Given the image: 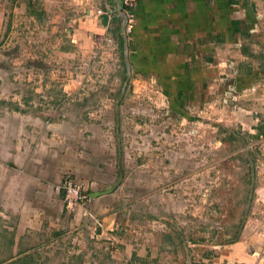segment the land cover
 Instances as JSON below:
<instances>
[{
  "label": "crops",
  "instance_id": "crops-1",
  "mask_svg": "<svg viewBox=\"0 0 264 264\" xmlns=\"http://www.w3.org/2000/svg\"><path fill=\"white\" fill-rule=\"evenodd\" d=\"M115 3L0 0V249L19 257L31 250L65 255L54 264L84 257L88 264L92 254L105 257L100 264H264L263 213L249 215L237 241L203 250L194 237L122 212L115 200L126 181L116 158L121 119L150 127L161 110L178 114L227 78L251 83L261 72L264 0H138L125 37L117 15L96 13ZM104 31L114 43L93 62L95 38ZM113 55L122 66L116 91L128 99L90 98L109 68L103 60ZM28 59L60 65L32 66ZM108 106H129V115L107 117ZM138 106L147 113L137 115ZM106 123L114 127L99 147L93 128ZM67 177L83 182L87 196L113 189L69 210ZM84 208L103 226L84 217Z\"/></svg>",
  "mask_w": 264,
  "mask_h": 264
},
{
  "label": "rangeland",
  "instance_id": "rangeland-1",
  "mask_svg": "<svg viewBox=\"0 0 264 264\" xmlns=\"http://www.w3.org/2000/svg\"><path fill=\"white\" fill-rule=\"evenodd\" d=\"M261 46L257 55L261 72L251 76V83L227 78L206 99L178 114L172 112L171 116L161 110L150 127L120 118L121 126L114 128L119 134V151L115 155L126 181L115 200L122 212L154 220L155 226L169 227L174 233L180 231L188 240L195 238L203 250L237 241L249 215L264 214V44ZM103 62L100 64L109 68L96 79L100 85L98 94L89 97L128 99L115 88L122 77L117 71L122 67L121 60L113 55ZM55 64L59 61L27 60V65L32 66ZM143 98L146 97L138 94L135 99ZM119 109L108 106L105 114L110 118L121 113L129 115V106L122 107V112ZM135 112L139 116L147 113L143 106ZM112 125L93 128L99 147L107 144ZM113 156L106 151L107 160ZM18 255L21 254L0 249V262L9 256L15 257L7 261L9 264L65 261L61 260L65 255L49 250ZM90 258L93 259L88 264L105 261L98 254ZM84 259L75 258L71 264H84Z\"/></svg>",
  "mask_w": 264,
  "mask_h": 264
},
{
  "label": "built area",
  "instance_id": "built-area-1",
  "mask_svg": "<svg viewBox=\"0 0 264 264\" xmlns=\"http://www.w3.org/2000/svg\"><path fill=\"white\" fill-rule=\"evenodd\" d=\"M137 1L138 0H120L119 6L116 2L115 5L109 10L108 9L102 10L99 8L96 10V13L98 15H102L103 13H106L109 19H111L113 15H117L121 19V21H122L121 13H123L126 18L123 33L125 36H127L131 32V30L134 28V25H135L134 7ZM113 43H114L113 37L107 31H104L103 36H99L95 38L94 53L92 54L93 62L99 59V52L101 50H104L108 45L113 44ZM82 187H83V182L77 181L71 177H67L64 180L62 189L64 192L66 206L69 210H73L77 202L81 201V203L83 204V202L89 198L86 195V193L85 194L83 193ZM81 214H83L84 217L93 221V223L96 226L98 227L103 226L102 221L99 218H97L94 214H92L88 209L84 208ZM262 252L264 254V249ZM229 264H243V263H240V262L231 263L230 262Z\"/></svg>",
  "mask_w": 264,
  "mask_h": 264
},
{
  "label": "water",
  "instance_id": "water-1",
  "mask_svg": "<svg viewBox=\"0 0 264 264\" xmlns=\"http://www.w3.org/2000/svg\"><path fill=\"white\" fill-rule=\"evenodd\" d=\"M116 2L119 6L120 0H116ZM121 16H122V28L124 29L126 18H125V15L123 13H121ZM123 29H122V31H123ZM123 36L125 37L124 33H123ZM112 189H113V187H109L108 189H105V190H96V191L90 192L88 196L90 198H95V197L100 196V195L108 194V192H110Z\"/></svg>",
  "mask_w": 264,
  "mask_h": 264
},
{
  "label": "trees",
  "instance_id": "trees-1",
  "mask_svg": "<svg viewBox=\"0 0 264 264\" xmlns=\"http://www.w3.org/2000/svg\"><path fill=\"white\" fill-rule=\"evenodd\" d=\"M122 65H125L124 62H122Z\"/></svg>",
  "mask_w": 264,
  "mask_h": 264
}]
</instances>
